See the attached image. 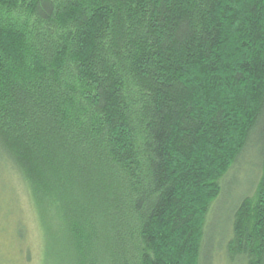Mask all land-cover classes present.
Wrapping results in <instances>:
<instances>
[{
    "label": "trees",
    "instance_id": "1",
    "mask_svg": "<svg viewBox=\"0 0 264 264\" xmlns=\"http://www.w3.org/2000/svg\"><path fill=\"white\" fill-rule=\"evenodd\" d=\"M249 148L225 246L264 264V0H0V158L48 257L209 264Z\"/></svg>",
    "mask_w": 264,
    "mask_h": 264
},
{
    "label": "rangeland",
    "instance_id": "2",
    "mask_svg": "<svg viewBox=\"0 0 264 264\" xmlns=\"http://www.w3.org/2000/svg\"><path fill=\"white\" fill-rule=\"evenodd\" d=\"M259 161V151L249 148L226 179L229 189L225 186L224 193L227 196L208 221V228L212 226L210 235L216 239L209 264H245L242 258H227L226 246L232 236L229 211L234 203L255 191L260 175ZM4 163L0 158V264H64L61 256H55L52 250L47 256L38 216L26 185L16 171Z\"/></svg>",
    "mask_w": 264,
    "mask_h": 264
}]
</instances>
